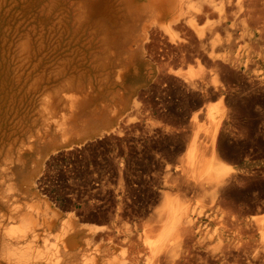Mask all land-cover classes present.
<instances>
[{
  "label": "bare ground",
  "instance_id": "1",
  "mask_svg": "<svg viewBox=\"0 0 264 264\" xmlns=\"http://www.w3.org/2000/svg\"><path fill=\"white\" fill-rule=\"evenodd\" d=\"M35 9L9 44L20 91L32 101L31 124L0 151V264H264V213L242 216L219 200L235 170L220 155L229 115L218 84L244 78L247 87H264L254 60L264 62V0H35ZM140 66L145 87H180L181 102L193 93L205 104L184 132L183 155L165 167L147 219L129 204L134 154L120 146L125 130L152 132L131 84ZM149 97L146 110L157 112ZM175 131L162 126L155 135L169 142ZM106 135L114 145L107 165L84 153L88 167L75 165L69 181L92 179L112 196L113 223L95 227L47 201L38 178L50 155L74 156Z\"/></svg>",
  "mask_w": 264,
  "mask_h": 264
},
{
  "label": "rangeland",
  "instance_id": "2",
  "mask_svg": "<svg viewBox=\"0 0 264 264\" xmlns=\"http://www.w3.org/2000/svg\"><path fill=\"white\" fill-rule=\"evenodd\" d=\"M35 11V0H2L0 2V151H4V154L7 153L8 145L13 139L18 136L21 138V134L16 135L19 127H28L31 124L29 112L32 98L26 88L20 91L10 60L9 44L19 23L32 20L36 17ZM39 21L41 19L37 18V22ZM254 60L257 61V67H255H259L258 73H264V62L258 57ZM254 72L250 71V74ZM235 79H230V82L226 80L227 83L220 79L218 83L219 89L225 95L223 101L224 106L226 104L225 114L229 115L228 123L219 136L220 155L235 170L221 188L219 200L239 215H260L264 213V87H247L244 78L236 79L234 82ZM228 83L231 85L228 86ZM131 84L142 96L140 105L143 108L140 109L139 116L150 115L149 129L152 132L149 134L148 128H137V130L129 132L125 130L127 139L123 142L124 145L120 146H127L134 154L129 166L133 176H137L132 180L130 178L127 180V185H129L127 188L133 195L130 194L129 204H134L138 208L142 207L146 212L144 218L147 219V214H150L159 205V187L162 186L165 167L173 166L175 161L183 155L184 142L188 139L185 138L184 132H187V136H189L187 128L191 116L205 104L201 103L200 94L193 93L188 94V100L181 102L184 90L180 87H145L143 66L139 67V75L131 81ZM143 84L144 87H142ZM148 95L151 104L157 108V112L146 110L145 97L147 98ZM207 103L218 104L219 99L210 97ZM167 105H170V111L172 110L169 111L168 117L163 114V106ZM162 126L167 130H176L178 136L169 142L161 140L160 134L155 135V132ZM103 136L91 139L92 142L91 140L86 141V145L83 143L80 146L82 150L79 147L74 156L64 152L57 153L59 157L57 154L50 155L51 159L48 157L46 162H43L38 178L39 189L47 201L54 205L55 202L58 203L65 213L76 212L80 216L86 215L89 223L86 222V224L90 226L93 224L95 227L113 223L112 217H109V213H113L116 209L112 196L97 190L92 179L74 178L73 185L69 181L75 171L73 170L75 165H78L76 170L83 169V166L88 167L87 159H83L84 153L90 155L93 164L101 168L107 165L108 155L113 152L114 145L110 136ZM44 153L40 152L39 157L42 158ZM158 181L161 185H158ZM113 184L115 185L113 188L119 187L116 180ZM155 192L158 194L156 195ZM152 200L155 201L152 202Z\"/></svg>",
  "mask_w": 264,
  "mask_h": 264
}]
</instances>
